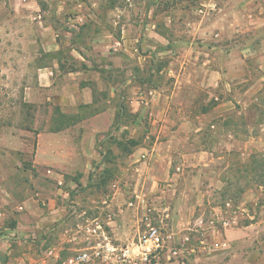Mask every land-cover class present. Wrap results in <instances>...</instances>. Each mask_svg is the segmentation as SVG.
<instances>
[{
  "label": "crops",
  "instance_id": "crops-1",
  "mask_svg": "<svg viewBox=\"0 0 264 264\" xmlns=\"http://www.w3.org/2000/svg\"><path fill=\"white\" fill-rule=\"evenodd\" d=\"M166 1L0 0V52L24 70L23 102L48 107L33 156L48 185L12 196L17 214L0 234V264H57L24 250L64 221L68 188L94 177L101 146L123 158L94 216L114 242L134 239L149 206L179 248L161 264H264V183L221 213L229 225L206 217L227 155L252 144L239 139V122L264 132V0H222L228 7L213 21L222 29L180 8L171 15ZM228 37L241 39L230 47ZM170 52L167 64H145ZM54 107L79 119L52 130ZM143 133L153 138L140 142ZM128 139L138 144L124 152Z\"/></svg>",
  "mask_w": 264,
  "mask_h": 264
},
{
  "label": "rangeland",
  "instance_id": "rangeland-1",
  "mask_svg": "<svg viewBox=\"0 0 264 264\" xmlns=\"http://www.w3.org/2000/svg\"><path fill=\"white\" fill-rule=\"evenodd\" d=\"M227 7L222 0H210L208 4L202 0H167L162 8L171 15L179 12L177 9L180 8L182 14L190 12L197 18L199 16L209 19L212 17V26L222 29L221 23L215 27L213 21L216 15L223 13ZM200 9L201 11H199ZM234 15L235 13H233ZM168 34L173 36L174 33L169 31ZM216 38L214 37L215 40ZM240 39L239 37H228V41L233 40L238 43ZM226 40L227 37L223 42ZM208 41L210 44L216 45L213 38ZM232 45L233 42L229 41V46ZM214 51L215 48H213L212 53ZM200 57L203 58L204 55L201 54ZM12 58V53L0 52V195L4 197V200L0 199V203L4 204L5 207H0V222L2 223L0 234L4 232V227H11L15 224L17 211L13 206L12 196L15 197L16 194L19 195L24 191L29 192L30 189L33 190L38 186L42 187L47 184L40 179V170L33 165V156L35 153V135L44 126V114L48 107L41 104L40 107L34 108L23 102L21 95L24 87L21 83L23 80L20 76L17 77V74H23L24 70L14 68L12 63L7 65V60ZM172 59L173 54L170 52L158 58L149 57L145 64H151L150 67L154 69L160 63L165 62L167 64ZM213 102L216 103V101ZM206 107L208 108L209 105L196 108L204 111ZM78 117L77 115L71 116L66 121L70 123L73 119H79ZM233 119V117L230 118V120ZM237 129L239 139L243 142H252V144L247 145L244 150L231 151L227 155L228 166L220 175L221 182H215L217 186L213 185V191L206 200V217L208 219L221 218V213L227 209L237 210L236 203L240 198V193L256 183H264V145H262L264 132L259 130V127L246 128L244 124L240 125V122ZM215 134L209 133V136L213 140L218 139L219 135L214 137ZM146 135H148L146 140L153 138L152 134L143 133L138 137L139 141L142 142ZM259 137L262 139L260 140ZM201 140L204 142V139ZM98 151L102 161L100 160L92 166L91 171L95 175L88 181L86 187L78 184L68 188L70 211L64 221L56 224L52 235L47 237L46 234L42 233V238L37 240L31 248H24V251L34 252L37 258L42 261L53 257L58 264L61 259L74 254L85 245V234L81 225L85 224L87 219L93 218L99 206L106 205L104 201L110 199V180L119 173L118 162L123 159L118 152L109 151L103 146L99 147ZM116 154L119 157L116 158ZM72 177H77V173ZM83 209L85 210L82 212ZM48 249L57 252L58 257L47 254ZM12 253L13 251L9 255L12 256ZM9 255L4 253L5 259Z\"/></svg>",
  "mask_w": 264,
  "mask_h": 264
},
{
  "label": "built area",
  "instance_id": "built-area-1",
  "mask_svg": "<svg viewBox=\"0 0 264 264\" xmlns=\"http://www.w3.org/2000/svg\"><path fill=\"white\" fill-rule=\"evenodd\" d=\"M147 153L143 152L141 157L145 158ZM155 212L152 207H145L142 223L134 239L126 244L116 243L110 238L102 218L87 219L81 225L85 245L74 254L61 259L58 264H161L163 256L167 259L178 258L179 248L160 222L154 221ZM218 222L223 226L229 225L225 218L209 219L211 226ZM47 254L58 257L53 249H48ZM179 263L184 264V261L179 260Z\"/></svg>",
  "mask_w": 264,
  "mask_h": 264
},
{
  "label": "trees",
  "instance_id": "trees-1",
  "mask_svg": "<svg viewBox=\"0 0 264 264\" xmlns=\"http://www.w3.org/2000/svg\"><path fill=\"white\" fill-rule=\"evenodd\" d=\"M53 123L54 126L52 125V130H58L61 127L68 125V124H72L75 123L78 119H73V121H71L70 123L66 121L67 118L71 117V116H76V114H72V115H66L65 113L60 112L58 107H54L53 109ZM78 116V115H77ZM56 117V119H55ZM59 117V118H58ZM79 118V117H78ZM122 143V142H119ZM136 144H138V141L135 139H128L126 140V144L123 145V151L124 152H129L131 147L135 146ZM263 183V182H262ZM261 184V183H258Z\"/></svg>",
  "mask_w": 264,
  "mask_h": 264
}]
</instances>
